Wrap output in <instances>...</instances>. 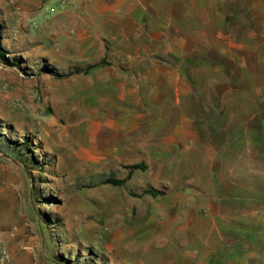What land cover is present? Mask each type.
Listing matches in <instances>:
<instances>
[{
    "label": "rangeland",
    "instance_id": "1",
    "mask_svg": "<svg viewBox=\"0 0 264 264\" xmlns=\"http://www.w3.org/2000/svg\"><path fill=\"white\" fill-rule=\"evenodd\" d=\"M70 5L0 0V54L19 61L0 57V264H264L233 255L241 239L226 231L234 216L249 220L253 243H264V88L230 89L229 122L199 105L206 146L131 170L124 156L94 154L85 107L61 103L62 82L77 73L49 72L71 58L54 28ZM108 176L128 179L114 186ZM151 187L163 194L144 193Z\"/></svg>",
    "mask_w": 264,
    "mask_h": 264
},
{
    "label": "crops",
    "instance_id": "2",
    "mask_svg": "<svg viewBox=\"0 0 264 264\" xmlns=\"http://www.w3.org/2000/svg\"><path fill=\"white\" fill-rule=\"evenodd\" d=\"M70 3L54 20L61 37L58 52L71 57L62 70L57 68L61 73L74 68L80 72L62 82L66 92L60 95L61 103L85 107L94 154L108 153L113 161L124 156L126 162H144L148 168L185 147L206 146L199 105L229 122L222 111L233 104L230 89L254 94L264 88V0ZM101 60L106 63L82 72ZM256 80L263 83L256 85ZM260 101L264 104V93ZM100 142L101 151L95 146ZM250 143L253 147L254 141ZM235 198L248 201L251 196ZM234 217L237 220L226 228L241 239L233 243V255L242 262L264 258V243H253V223ZM216 229L225 230L221 225Z\"/></svg>",
    "mask_w": 264,
    "mask_h": 264
},
{
    "label": "trees",
    "instance_id": "3",
    "mask_svg": "<svg viewBox=\"0 0 264 264\" xmlns=\"http://www.w3.org/2000/svg\"><path fill=\"white\" fill-rule=\"evenodd\" d=\"M0 57L2 58L3 63L6 64V65L19 66V61L17 59H15V58L9 59V58H7L5 56L4 53L0 54ZM105 63H106V60H101L98 63L86 65L83 68L82 72L87 73L91 69L96 68L97 66L103 65ZM49 72L54 74L55 77L61 78V77H65V76L71 75L73 73H78L80 71L79 70H75V71H70L68 73H64L63 74V73L58 72L57 70L51 68V69H49ZM259 127H260V129H264V114L261 115V120H260V123H259ZM21 143H23V142H21ZM24 144L27 145V147H28V142L27 141H25ZM128 168L131 169V170L132 169L145 170L147 168V166H146V164L144 162H138V163H135V164H131L130 166H128ZM127 179H128L127 177H125V178H116V177H113V176H108V177H106L104 179V183H109V184H112L114 186H121V185L126 183ZM144 193H148V194H150L152 196H157V195H162L163 194L162 191L154 189V188H148V189H146L144 191Z\"/></svg>",
    "mask_w": 264,
    "mask_h": 264
}]
</instances>
